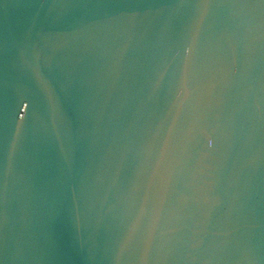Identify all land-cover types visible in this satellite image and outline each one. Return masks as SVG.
<instances>
[{"label": "water", "instance_id": "water-1", "mask_svg": "<svg viewBox=\"0 0 264 264\" xmlns=\"http://www.w3.org/2000/svg\"><path fill=\"white\" fill-rule=\"evenodd\" d=\"M0 264H264V0H0Z\"/></svg>", "mask_w": 264, "mask_h": 264}]
</instances>
